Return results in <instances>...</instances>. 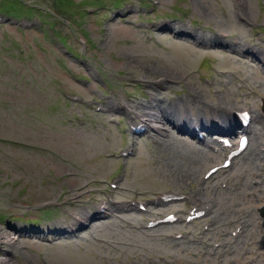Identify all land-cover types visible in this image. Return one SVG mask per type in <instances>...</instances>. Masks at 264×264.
<instances>
[{"label": "rangeland", "instance_id": "374dc122", "mask_svg": "<svg viewBox=\"0 0 264 264\" xmlns=\"http://www.w3.org/2000/svg\"><path fill=\"white\" fill-rule=\"evenodd\" d=\"M18 1L28 12H15L17 5L3 8L8 1L0 0V13L41 18L43 24L26 31L0 26V262L250 264L258 254L264 259L258 212L264 209V154L258 152L264 147V76L248 58L210 49L216 34L227 32L252 43L264 62V0H160L153 14L147 13L151 0ZM166 20L175 32L151 33L135 25ZM178 31L194 36L206 50L177 38ZM216 68L250 77L256 94L242 99L235 80L228 89L219 82L207 86L203 79L217 75ZM151 91L157 101H149ZM68 93L87 103L69 102ZM124 98L164 127L167 120L230 126L224 111L251 107L254 145L209 182L203 173L219 161L174 128L162 147L137 140L134 157L120 160L118 152L131 146L125 114L116 112L117 100ZM91 100L111 111L97 112ZM118 175L124 176L121 197L186 192L215 202L206 219L214 224L205 234L208 245L172 242L167 235L178 230L169 227L135 230L132 222L146 220L132 214L126 215L131 221L109 220L76 240L50 242L31 234L34 223L55 227L72 223L71 214L89 216V193L103 194ZM83 195V204L54 206L80 202ZM242 225L244 234L233 247L210 255V243L228 242V233Z\"/></svg>", "mask_w": 264, "mask_h": 264}, {"label": "bare ground", "instance_id": "6f19581e", "mask_svg": "<svg viewBox=\"0 0 264 264\" xmlns=\"http://www.w3.org/2000/svg\"><path fill=\"white\" fill-rule=\"evenodd\" d=\"M0 264H8L6 261H2L0 262Z\"/></svg>", "mask_w": 264, "mask_h": 264}, {"label": "trees", "instance_id": "16d2710c", "mask_svg": "<svg viewBox=\"0 0 264 264\" xmlns=\"http://www.w3.org/2000/svg\"><path fill=\"white\" fill-rule=\"evenodd\" d=\"M7 1H9V0H7ZM13 1H16V0H13ZM17 2V1H16Z\"/></svg>", "mask_w": 264, "mask_h": 264}]
</instances>
